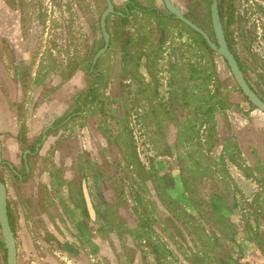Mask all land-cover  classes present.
Returning <instances> with one entry per match:
<instances>
[{
  "label": "rangeland",
  "instance_id": "rangeland-1",
  "mask_svg": "<svg viewBox=\"0 0 264 264\" xmlns=\"http://www.w3.org/2000/svg\"><path fill=\"white\" fill-rule=\"evenodd\" d=\"M122 1L117 2L119 12ZM178 1L185 6L186 0ZM98 3L100 13L103 6L101 0ZM234 6L237 13L247 20L246 31L251 26H255V30L252 37L243 41L233 34V52L239 58L248 82L264 100V0H235ZM206 11L207 0H196L190 16L201 26L209 27ZM144 21L143 16L134 13L130 25L124 28L133 39L130 73L131 79L137 82L136 86L127 93V89L118 83L104 85L99 104H88L84 114L49 134V148L41 149V155L31 160V174L21 183L6 165L0 166V176L8 189L11 224L16 232L22 223V228H29L34 239L50 240L61 252L66 251L63 242L66 235L80 243L82 239L90 242L92 236L98 244V255L94 249L91 252L78 241L73 243H78L76 247L80 251L71 249L83 258H93V264H147L144 259L142 261V254L148 255H145L144 248H140V245L143 247L140 243L146 241L151 244L156 240L167 241V249L157 248L156 251L160 255L164 250H172V260L168 259L170 251L167 258L160 255L163 261L166 259L172 264L178 263L175 256L179 261L182 259L178 264H192L189 258L191 247L200 252L197 253L199 256L205 255L206 264H218L219 259L214 255L216 251L227 250L230 255L237 254L236 245L228 241L231 239L254 245L264 261V131L256 136L253 129L241 125L245 120L251 123L249 112L256 109L237 90L225 62L218 55H209L198 36H193L194 41H190V31L178 25L170 26L168 39L161 51L158 52L150 40L144 45L149 55L147 69L151 81L143 86V77L135 68L141 46L135 41L140 37ZM234 27L236 25L233 26L235 33ZM120 30L116 17L113 25L116 41H113L109 60L104 59L102 63L105 69L114 61L116 67H120L117 45ZM43 45L38 46L39 51ZM70 49L73 53L75 44ZM52 50H43L48 58L46 61L57 72L49 81L58 80L56 75L59 71L71 76L75 67L65 65L57 46L53 45ZM155 53L160 56L153 64ZM3 61L11 79L14 61L8 56ZM36 66L33 60L28 69L33 71ZM65 67V71L61 70ZM175 80L177 84H173ZM24 81L25 97L20 98L16 89L15 95L20 99L12 105L21 118L27 114L26 127L24 119L16 134V141L20 142L17 156L40 140L42 130L32 128L28 104L38 87L43 89L39 96L43 100L48 95H57L63 88L46 89L50 87L49 81L48 85L39 82L32 88L30 79ZM11 83L9 81L10 90L14 89ZM79 84L77 76L72 84L66 86L68 105L57 111L54 122L65 119L77 108L72 97L78 92ZM8 88H2L6 96ZM216 88L220 95H212ZM173 91L178 97L168 103ZM199 124L205 127L199 131L201 139L207 137L209 143L213 142L209 126L228 138L226 158L229 161L226 162L221 154H211L208 140L205 145L200 144L201 140L196 135ZM1 136L3 139L10 137L7 133ZM171 148L175 151L174 160L164 156H171ZM4 159L12 163L18 158ZM156 161H166L170 168L173 166L176 170L178 166L180 177L189 190L186 193H190L193 200L177 204L168 198L164 188L170 174L166 178L159 177V163ZM230 163L236 168L231 172H240L245 181L239 183L233 178ZM46 173L49 175L45 176ZM82 177L92 209L99 215L94 212V218L70 213L71 207L87 208L80 190ZM69 192L77 196L76 202ZM82 226L86 231L81 230ZM50 229L57 230V236L51 234ZM240 246L244 248L242 244ZM52 251V248L43 249L40 254L44 256ZM250 263L254 264V261ZM3 264H6L5 251Z\"/></svg>",
  "mask_w": 264,
  "mask_h": 264
},
{
  "label": "flooded vegetation",
  "instance_id": "flooded-vegetation-1",
  "mask_svg": "<svg viewBox=\"0 0 264 264\" xmlns=\"http://www.w3.org/2000/svg\"><path fill=\"white\" fill-rule=\"evenodd\" d=\"M119 1L120 0H110V3L112 5V11L108 13V15L105 17L104 20L105 31L108 35V43H107V47L105 48L106 42L104 35L102 33L101 19L103 13L107 10L108 7L106 0H101L103 7L100 13L98 12L99 10L98 0H0V50H1L0 59L3 60L6 56H8V58H10L12 62L14 61L13 62L14 70L11 74H12V79L14 80V84H16L17 86L16 89L18 92V96L23 99L25 97L23 89L26 88L25 85L26 83L24 80L30 79L33 82V86H32L33 88L34 84L39 82L42 85H48L49 83L47 82L49 81V79L55 76V73L57 72L54 69V67H52V64L46 61L48 58L45 57L43 51L44 49H49L50 51H53L52 50L53 45L57 46V49L59 50V54H61L65 65L68 68L75 67L76 70L73 74H71V76L67 74L63 75V73L59 71L58 74L56 75L58 80L52 79L49 81L51 83L50 85L53 86L52 89L54 90V88H56L57 86H60L61 88L65 86H69L70 84H72L73 80L77 76L79 77L80 80V84H79L80 88L78 89V92L72 97L73 103L76 105L77 108L74 110V112L70 113V115L67 116L65 119L59 120L58 122H53L50 126L45 128L44 130L42 129L40 133V140L37 143L26 147L21 152V154L19 151L20 155L18 156V159H16L18 165L17 162H15V160L11 161L12 163H8L4 161L5 159L2 153V143L0 140V158H1L0 166L6 165L8 169L12 172V175L16 177L20 183L23 181L24 177L30 176L32 170L31 160L34 159L37 155H41L40 151L42 147L45 144L49 143L48 141L49 134L53 133L59 127L65 126L66 123H68L73 119H76L81 114H84V111L86 110V106L88 104L90 103L99 104L102 101L103 96H101L102 94L101 88L104 85L114 86L115 84L118 83L119 84L118 86L127 89V93L129 92L131 87L134 88L136 86L137 82L134 79H131L132 76L130 73L131 72L130 61H131V57L133 56L132 53L134 52V50L131 48L133 39L131 33H129L124 29L125 27L130 25L131 20L134 17V13L143 16L145 20L143 22L140 31L141 32L140 37H145V39L150 40L153 46L155 45V48L156 50H158V52L161 51V48L163 49V46L165 45L168 39L167 36L169 35L168 32L169 29H171L170 26L178 25L188 29L192 34V36L189 38L190 41H194L193 36H198V37L200 36L203 39V37L198 32H196L191 27H189L181 20H179L173 13L168 11L164 0H124L122 1L123 2L122 9H120L121 10L120 12L117 9L118 6L117 2L119 3ZM169 1L172 6H174L176 9L180 11V13L185 19H187L192 24L196 25L199 29H201L204 33H206L213 42H215V36L212 28L211 15H210L211 0H207V11H206V17L209 27L201 26L190 16V10L192 9V6L196 4V0H186L185 6L182 5L181 2H179L178 0H169ZM234 2L235 0H217V9L227 45L230 51L233 53L241 71L244 74L242 64L239 61V58L233 52L232 37L234 34L235 36H238L241 41H243V39L246 37H252V33L255 30V26H251V28L248 31H246L247 20L241 14L237 13L234 6ZM116 17L119 20L120 29H121L120 33H118L117 35L120 67L119 66L116 67V63L114 61V63L110 62L109 63L110 65H108L107 69H105L104 68L105 65L102 63L104 59L109 60V53L111 50H113L112 48L114 44L113 41L114 40L116 41V38L114 37V33H113V25H114V20H116ZM74 23L75 26L73 25ZM235 25L236 27H234L235 29V33H234L233 26ZM149 36H151L152 39L154 38V40L152 41V39ZM156 36L157 38H155ZM161 38L163 39L162 42H160ZM41 42L44 45L41 48L42 50L39 51L40 49L38 48V46L40 47L42 45ZM72 44H75V48H76V50L73 53L72 50L70 49ZM135 44H140L141 46L139 52L140 59L138 60L136 64L137 66H135V68L137 69L139 75L143 77V81L141 79L142 85L143 86L148 85L151 79L147 69L149 66V55L147 52L148 50L147 48L144 47V45L147 43L145 42L141 44L140 42L138 43L137 41H135ZM102 49H104V51L99 54L100 50ZM131 50H133V52ZM205 50L207 51V49ZM207 53L209 55L210 54L217 55L212 50L211 53H209V51H207ZM36 55H38L37 58H34ZM159 56L157 55V57ZM220 58L222 59V57ZM110 59H112V57H110ZM33 60H35L37 66L35 70L32 71L29 70L28 68H30L29 66H31ZM222 60L224 61V59ZM117 65H119V63ZM171 66H173V64H171ZM61 70L65 71L66 67L65 69L62 68ZM173 84H177V81L176 80L173 81ZM248 84L250 85L249 82ZM250 87L259 96L257 91H255L251 85ZM236 88L237 90L239 89L237 85ZM238 91L244 97L240 89ZM177 97L178 95L176 94L175 91H173L172 96L168 98V103H170V101L174 102L177 99ZM260 99L263 100L261 97ZM248 104L250 103L248 102ZM252 108L256 109L253 106ZM20 119L21 122H23V120L25 119V123L23 124H25L24 127H26L27 114H25V116H22V118L20 116ZM21 127L22 124L20 125V128ZM188 127L190 128L191 126L188 125ZM204 128L205 127H200L199 124L196 129V135H198V139L201 140L200 144L205 145L208 140V144H210L211 146L210 151L211 152L213 151V154L215 156L220 153L223 157V151L221 150L220 152V148H221L220 143L222 137L216 132H214V129L211 126H209L212 133L211 135L213 136L212 138L213 142L209 143V139L207 137H205L206 139L205 138L201 139V135H199V131L204 130ZM0 138H1V134H0ZM18 143L20 144V142ZM217 143L218 145H216ZM170 151H171L170 152L171 156H167V155L164 156L166 158L171 157V160H174L173 158L175 157V151L172 150V148L170 149ZM162 159L163 158H161L160 160ZM225 159L226 161H229L227 158ZM156 162L159 163L157 169L159 173L158 174L159 177L166 178V176L170 174V177H167V179L169 178V181L164 188V191L168 196V198L177 204H179V201L180 203H182L184 201L193 200L192 195L190 193L189 194L186 193L188 189L185 185V182L183 181V178L180 177L178 166L176 170L172 165H171L172 168H170L169 163H167L166 161H156ZM47 175L49 174L46 173L45 176ZM0 180L5 185V189H6L7 214H8L9 213L8 189H7V185L4 183L1 176H0ZM63 181L65 182V179ZM84 181L85 180L82 177L80 190L83 195H84L83 193ZM183 190H185V192ZM69 194L71 195L72 199H74L75 202L76 200H78L76 195L71 194V192H69ZM215 203L217 202L215 201ZM91 210L93 212V216L91 215L88 206L87 208L85 206L84 209L77 206L71 207L70 213L73 215L78 214L80 216L86 214L87 216L89 215L90 217L94 218L95 216L94 212H95L96 215L99 216L95 209H94L95 211H93L92 206H91ZM8 221L10 228L14 234V240H15V231H13L12 229L11 221L9 219V214H8ZM81 230H83V232L86 231V229L83 228V226ZM174 230H177V228H174ZM89 239H92V236ZM74 241H78V240H74ZM74 241L72 240V242ZM88 241L89 240L82 239L81 243L79 241L78 242L86 246L90 244V242ZM189 241L191 242L190 239ZM228 241L236 245L237 254L230 255L227 252V250L216 251L214 255L219 259L218 264H251L249 262V257H248L249 251H247L246 248H241L240 244L237 241H235V239H231ZM228 241L226 243H228ZM140 244H143V247H141L140 245V248H144L145 249V250L143 249L144 253L147 252L145 255H148L147 257H145L142 254L141 256L142 261L144 259L145 262L146 261L148 263L152 262L153 264H172L171 262L167 263L165 261L166 259L163 261V259L160 258V255H165L167 258L168 256L167 254H169L170 250L169 251L164 250L160 255H158L156 251L157 248L167 249L168 248L167 241L156 240V242H151V244L144 241L141 242ZM252 246L254 249V245ZM148 247L151 248L150 251ZM4 251H5V260H6L5 248ZM190 252L191 255L189 256V258L192 264L207 263L204 261L205 255L199 256L197 253L200 252L196 248L191 247ZM16 254H17V247H16ZM172 255H173V251L171 250L170 257L168 256V259L172 260L173 259ZM250 256H253V251L250 252ZM175 258L178 261V263L182 261V259H180L179 261L177 256H175ZM186 258H188V255ZM186 258L183 257L184 260ZM206 260L208 259L206 258ZM136 263H139V261H136Z\"/></svg>",
  "mask_w": 264,
  "mask_h": 264
},
{
  "label": "crops",
  "instance_id": "crops-1",
  "mask_svg": "<svg viewBox=\"0 0 264 264\" xmlns=\"http://www.w3.org/2000/svg\"><path fill=\"white\" fill-rule=\"evenodd\" d=\"M9 70L6 67V63L0 59V81L2 85H0V134L5 135V133L9 134L10 137L7 139H3L2 136L0 138L2 143V153L3 156L7 159L13 160L14 158H18L17 150L19 149V143L16 141V134L17 130L20 127L21 119L18 113H16L15 108H12V105L18 101V98L15 95V90L17 88L16 84L11 77L9 78L8 74ZM20 72V71H19ZM9 81H11V87L14 89L10 90ZM8 88V93L6 91L7 96L3 93L2 88ZM37 88V87H36ZM53 86L46 87V89H52ZM66 86L60 89V93L57 95L52 94L48 95L44 100L42 98L39 99V96L42 93V87L39 86L38 90H36L35 94L33 95L32 102L28 103L31 107V116L29 117L32 119V128L36 130H44L48 126H50L54 122V118L56 117V113L61 108H67V101L65 99V90ZM31 92V91H30ZM31 96V93H30ZM249 116L251 117V123L248 120L241 122L242 126H246V129H253L254 135H258L259 133H263L264 131V114L258 110H253L249 112ZM241 126V128H242ZM231 127V126H230ZM37 132V131H36ZM34 131V133H36ZM222 137L221 140V150L223 151V158L227 157L228 148H227V140L228 138L224 135H220ZM231 137V135H229ZM241 142V141H239ZM254 142H256V138L254 137ZM218 145V143L216 144ZM50 143L45 144L42 147V150L48 149ZM213 150V149H212ZM7 152V153H5ZM213 154V151L211 152ZM216 154V153H215ZM220 155V153H219ZM226 156V157H225ZM227 162V161H226ZM230 174H232L233 178L238 180L239 183H242L244 176L240 172L232 173V169H236L231 163L229 164ZM185 191V190H184ZM12 229L14 230L13 224ZM22 225V223H21ZM20 224L18 225L19 228H16L15 232V242L17 247V264H93V258L88 260L79 256L76 251H80L77 249L76 245L78 243H73L72 239H70L67 235L66 238L63 240L64 248L66 251H59L56 249L57 245L52 244L53 242L46 239L36 240L33 238L32 232L29 228L26 230L22 228ZM26 226V225H23ZM49 229V228H48ZM52 230V229H50ZM62 232L65 233L63 227L60 228ZM51 234L56 235L57 230L50 231ZM62 242V241H61ZM90 240V244L86 245L87 249L91 250L94 249V253L98 255V244ZM52 248L54 251L52 253L46 254L42 256L40 253L43 249ZM72 250V252L70 250ZM71 248H76V251H73ZM61 254V255H60ZM3 257H4V246L2 242V237L0 233V264H3ZM92 257V256H91ZM95 258V257H94ZM80 260V261H79Z\"/></svg>",
  "mask_w": 264,
  "mask_h": 264
},
{
  "label": "water",
  "instance_id": "water-1",
  "mask_svg": "<svg viewBox=\"0 0 264 264\" xmlns=\"http://www.w3.org/2000/svg\"><path fill=\"white\" fill-rule=\"evenodd\" d=\"M106 2L108 7L107 10L103 13L101 19L102 33L104 35L106 42L105 48L107 47V43H108V35L105 31L104 20L105 17L108 15V13L112 11V5L110 3V0H106ZM164 2L168 11L173 13L179 20H181L183 23L191 27L193 30L198 32L203 37L209 48L217 55L222 57V59H224L237 87L240 89L244 97H246L247 101L253 107H255L257 110H259L264 114V101L260 99V97L253 91V89L248 84L233 53L230 51L227 45L219 18V13L217 9V0H211V6H210L211 23L215 36V42H213L209 38V36L206 33H204L201 29H199L196 25L192 24L187 19H185L180 13V11L171 5L169 0H164ZM104 49L100 50L99 54L102 53ZM0 162H1V158H0ZM83 193L86 204L91 212V215L93 216V212L90 206L91 204L88 198V194L84 182H83ZM0 233L4 248L6 250V264H17V254H16L14 234L10 228L8 221L6 189H5V185L2 183L1 180H0ZM238 241H240L239 242L240 245L242 244L243 247L246 248L247 251H249L248 257L250 262L251 260H253L254 264H264L262 257L258 253L257 249H255V247L253 249V246L249 244L247 241L244 240L241 241L240 239H238ZM251 251H253V256H250Z\"/></svg>",
  "mask_w": 264,
  "mask_h": 264
},
{
  "label": "trees",
  "instance_id": "trees-1",
  "mask_svg": "<svg viewBox=\"0 0 264 264\" xmlns=\"http://www.w3.org/2000/svg\"><path fill=\"white\" fill-rule=\"evenodd\" d=\"M199 38H200V44L205 48V49H207V51H209V53H211V50L209 49V47L206 45V43H205V41L199 36ZM161 41L160 42H162L163 41V39L161 38L160 39ZM138 43L140 42L141 44H143V43H145V42H147V39H145V37H139L138 38ZM142 55V54H141ZM143 55H145V54H143ZM137 60H139L140 58H136ZM153 64H154V61L157 59V53H155L154 55H153ZM152 62V61H151ZM130 63H133V60H131L130 61ZM210 63H211V65H212V61H210ZM152 64V63H151ZM194 71H196V70H194ZM239 90V89H238ZM210 91H207V93H209ZM211 95V94H210ZM212 95H220V92L218 91V89L216 88V90H215V94L213 93ZM243 97V96H242ZM244 98V100H246V98L245 97H243ZM247 101V100H246ZM250 105V104H249ZM251 107H252V105H250ZM210 111H211V109H210ZM210 137L211 138H213V136L210 134Z\"/></svg>",
  "mask_w": 264,
  "mask_h": 264
}]
</instances>
